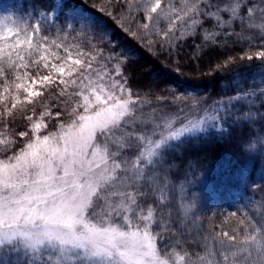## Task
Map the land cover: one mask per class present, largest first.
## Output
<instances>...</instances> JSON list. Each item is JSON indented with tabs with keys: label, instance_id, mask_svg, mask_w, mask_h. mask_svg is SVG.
Returning <instances> with one entry per match:
<instances>
[{
	"label": "snow or ice",
	"instance_id": "snow-or-ice-1",
	"mask_svg": "<svg viewBox=\"0 0 264 264\" xmlns=\"http://www.w3.org/2000/svg\"><path fill=\"white\" fill-rule=\"evenodd\" d=\"M88 7L149 55L176 64L178 74L190 39L196 60L248 45L216 63L213 74L253 61L264 66V0H101ZM131 56L106 24L64 4L0 16V264H264V211L231 213L237 227L221 225L193 241L195 251L182 243L184 229L197 227L189 219L194 205L173 210L164 172L169 153L217 128L234 101L245 103L237 120L250 127L264 116L253 111L264 107V80L202 108L204 98L134 92L125 71ZM38 86L56 91L44 101ZM257 151L264 155V142Z\"/></svg>",
	"mask_w": 264,
	"mask_h": 264
},
{
	"label": "trees",
	"instance_id": "trees-1",
	"mask_svg": "<svg viewBox=\"0 0 264 264\" xmlns=\"http://www.w3.org/2000/svg\"><path fill=\"white\" fill-rule=\"evenodd\" d=\"M100 2L101 0H87V4L82 5L81 0H22L20 5L26 12L29 11V6L34 12L35 9L47 5H54L59 11L60 6L64 4L84 17L94 16L101 23L106 24L112 39L118 42L120 48L132 53V63L125 71L129 78V86L141 95L150 92L152 96L163 95L168 100L171 99L172 93L196 99L204 98L206 104L202 105L203 107L220 98H227L233 92L257 88L264 80V66L260 65L259 61H253L251 67L232 66L227 71L213 74L216 63L228 56H236L242 48L248 47L247 44L216 48L207 52L200 60H196L193 58L195 53L191 47L194 41L191 39L181 50V70L178 74L176 64L170 63L163 56L149 55L105 16L88 7ZM61 19H63L62 14ZM210 26L211 22L205 24V27ZM198 40L199 37L197 42ZM243 63L247 65L248 62ZM38 87L44 101L52 97L56 91L55 88ZM154 103L164 112L174 110V106L169 103L156 101ZM239 105V111H233L231 108V115L223 118L225 124L223 129L212 130L200 139L181 145L169 153V163L164 166L167 179L174 189L173 210L181 203L194 205L189 213V219H194L197 227L184 229L185 235L181 238L182 243L184 239L189 241L187 246L193 251L196 250L193 241L202 240L205 232L208 231L206 229L208 218L219 206L221 201L219 186L223 189V186L241 184L251 189H264V155L257 151L259 144L264 142V116H258L255 124L250 127L251 121L246 124L243 119L237 120V117H242L245 111V103ZM37 110L39 111V105ZM253 111L264 113V107L254 108ZM54 128L55 124H51L49 131ZM246 140L254 143L256 147H249ZM3 157L4 154L0 153V158ZM189 231L191 236H188ZM8 259L11 262L15 256L10 255Z\"/></svg>",
	"mask_w": 264,
	"mask_h": 264
},
{
	"label": "rangeland",
	"instance_id": "rangeland-1",
	"mask_svg": "<svg viewBox=\"0 0 264 264\" xmlns=\"http://www.w3.org/2000/svg\"><path fill=\"white\" fill-rule=\"evenodd\" d=\"M20 4H22V0H0V16L15 17L33 12L32 9H30V6L29 11L26 12ZM214 102L209 105H205L202 108L211 107L214 105ZM237 103L238 106L236 107ZM240 103L242 102H233L235 105V107L232 108L233 111H239ZM200 114L202 115L203 112ZM217 124L218 127L210 129L209 132L212 130L223 129L225 125L223 119L218 121ZM219 190L221 201L219 206L216 208V212L208 218L206 228L208 231H206L204 235L211 233L213 230L219 231L221 225H223L225 229L229 230L237 227L236 219H230V214L233 212L237 213L238 216H243L255 215L257 211H264V189H251V187L247 188V186L245 187L241 184H231L229 187L223 186V189H220L219 186ZM225 220H228L229 222L224 224Z\"/></svg>",
	"mask_w": 264,
	"mask_h": 264
}]
</instances>
